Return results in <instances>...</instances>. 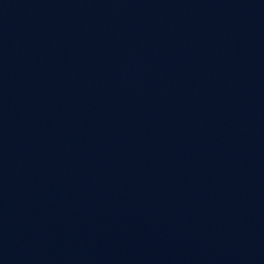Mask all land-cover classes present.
<instances>
[{
    "label": "water",
    "instance_id": "1",
    "mask_svg": "<svg viewBox=\"0 0 264 264\" xmlns=\"http://www.w3.org/2000/svg\"><path fill=\"white\" fill-rule=\"evenodd\" d=\"M0 264H264V0H0Z\"/></svg>",
    "mask_w": 264,
    "mask_h": 264
}]
</instances>
